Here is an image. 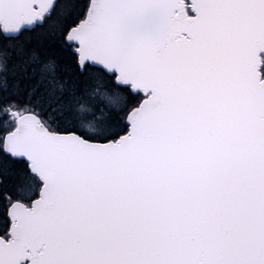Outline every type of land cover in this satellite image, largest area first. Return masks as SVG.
<instances>
[{
  "label": "snow or ice",
  "instance_id": "6c2138e0",
  "mask_svg": "<svg viewBox=\"0 0 264 264\" xmlns=\"http://www.w3.org/2000/svg\"><path fill=\"white\" fill-rule=\"evenodd\" d=\"M0 264H264V0H0Z\"/></svg>",
  "mask_w": 264,
  "mask_h": 264
}]
</instances>
